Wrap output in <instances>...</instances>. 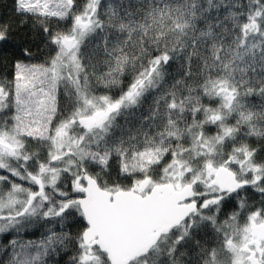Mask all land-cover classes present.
<instances>
[{
  "label": "snow or ice",
  "instance_id": "obj_1",
  "mask_svg": "<svg viewBox=\"0 0 264 264\" xmlns=\"http://www.w3.org/2000/svg\"><path fill=\"white\" fill-rule=\"evenodd\" d=\"M0 264H264V0H11Z\"/></svg>",
  "mask_w": 264,
  "mask_h": 264
},
{
  "label": "trees",
  "instance_id": "obj_2",
  "mask_svg": "<svg viewBox=\"0 0 264 264\" xmlns=\"http://www.w3.org/2000/svg\"><path fill=\"white\" fill-rule=\"evenodd\" d=\"M11 7V0H0V14H7Z\"/></svg>",
  "mask_w": 264,
  "mask_h": 264
}]
</instances>
